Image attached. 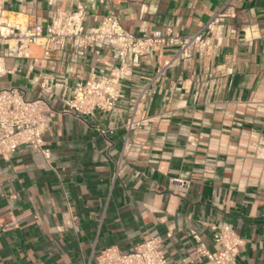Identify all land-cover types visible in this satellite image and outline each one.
I'll list each match as a JSON object with an SVG mask.
<instances>
[{
    "label": "crops",
    "instance_id": "obj_1",
    "mask_svg": "<svg viewBox=\"0 0 264 264\" xmlns=\"http://www.w3.org/2000/svg\"><path fill=\"white\" fill-rule=\"evenodd\" d=\"M79 5L85 26L114 14L135 35H186L224 14L210 50L159 74L177 46L151 49L115 108L92 114L67 102L79 81L117 66L107 42L67 41L46 60L39 45L28 57L0 45L10 70L0 89L45 100L50 149L48 161L29 146L0 154V264H96L109 246L127 252L149 238L167 264H211L197 247L217 250L219 225L242 240L236 264H264V0H2L28 26ZM131 117L142 123L127 130Z\"/></svg>",
    "mask_w": 264,
    "mask_h": 264
},
{
    "label": "built area",
    "instance_id": "obj_2",
    "mask_svg": "<svg viewBox=\"0 0 264 264\" xmlns=\"http://www.w3.org/2000/svg\"><path fill=\"white\" fill-rule=\"evenodd\" d=\"M223 14L224 10L214 13L198 30L186 35L162 29L135 35L124 29L114 14L105 15L94 26H85L86 13L80 5L70 11H54L44 26H28L18 15H5L0 0V45L5 47L8 55L16 57L30 56V46L39 45L42 47L41 60H46L52 50L62 49L67 41L77 46L107 42L115 50L117 66L106 76L92 75L79 81L67 102L75 112L92 114L96 110L111 111L115 108L121 82L130 75L131 67L139 64L140 57L151 49L177 46L176 53L164 61L159 74L175 62L192 58L195 51L210 50L213 42L209 34L215 31ZM8 72L10 70L5 65L4 56L0 55V75ZM144 97L145 90H141L134 103L135 112ZM45 107L44 99H26L17 87L0 89V154L13 152L20 146H29L38 150L45 161L49 160L50 149L44 141L49 120ZM141 123L131 117L124 127L130 130ZM261 157L264 158V154ZM177 182L182 190L187 187L185 181ZM193 237L199 241L197 234L194 233ZM212 239L218 249L210 251L200 243L198 254L211 264H236L242 240L235 230L228 225L214 226ZM96 264H167V260L158 240L149 238L135 244L127 252L109 246L96 256Z\"/></svg>",
    "mask_w": 264,
    "mask_h": 264
}]
</instances>
